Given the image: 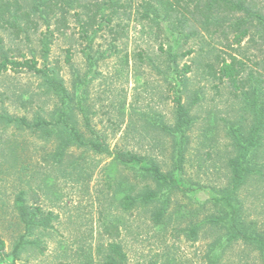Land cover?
Masks as SVG:
<instances>
[{
	"label": "rangeland",
	"instance_id": "rangeland-1",
	"mask_svg": "<svg viewBox=\"0 0 264 264\" xmlns=\"http://www.w3.org/2000/svg\"><path fill=\"white\" fill-rule=\"evenodd\" d=\"M255 2L264 10V0ZM74 12L68 14L62 32L56 30L55 19H50L56 35L49 61L58 68L67 89L65 103L41 75L10 67L0 71V114L53 120L65 106L71 123L87 138L101 140L110 150L148 156L169 171L175 161L171 129L177 118L176 98L181 96L193 120L186 132L183 173L191 188L174 196L172 211L181 204L192 213L180 221L171 217L156 225L149 207L123 210L118 184L112 179L116 172H111L112 158L107 153L73 146L59 159L55 137L0 119V236L5 241L0 264H12L14 247L26 233L16 208L20 191L26 192L30 207H39L51 221L25 236L35 243L21 249L15 264H106L112 243L127 253V264H209V253L225 234L204 227L191 238L188 226L213 214L212 193L229 185V161L239 153L230 127H241L246 135L253 122L242 96L227 80L212 75L206 66L212 57L204 53L206 49L181 55L190 47L185 46L177 66L183 72L189 64L192 71L175 75L162 52L159 27L150 28L140 19L118 27L123 37L109 52L111 30L105 27L99 31L93 51L102 55L89 72L90 60L83 53L87 41L80 37ZM40 14L32 13L29 23L20 20L19 36L12 27L0 28V59L3 54L19 61L34 58L43 66L41 40L48 28ZM133 14L140 16L137 9ZM162 43L166 50L168 41ZM210 45L209 40L204 47ZM230 52L237 54L236 50ZM241 52L246 64L244 76L252 71L253 78L264 85V43L252 47L247 38ZM82 110L91 128L86 126ZM261 140L253 155L256 173L242 186L239 197L243 224L264 234V132ZM120 175L117 179H124L126 185L148 183L143 175L131 171H121ZM219 264H264V260L254 244L238 241L226 247Z\"/></svg>",
	"mask_w": 264,
	"mask_h": 264
},
{
	"label": "trees",
	"instance_id": "trees-1",
	"mask_svg": "<svg viewBox=\"0 0 264 264\" xmlns=\"http://www.w3.org/2000/svg\"><path fill=\"white\" fill-rule=\"evenodd\" d=\"M136 9L139 10L140 16L133 14ZM71 10L75 11L74 16L80 23V37L87 41L83 53L90 60L89 72L100 59L97 56L102 55L98 50H96L97 55L93 51L99 31L105 30V27L111 30L113 38L107 50L109 52L113 47L117 48V42L123 37L118 27L123 25L124 28L125 23L136 19L147 21L150 28L154 25L159 27V31L162 32L161 49L175 75L179 76L192 71L189 64L184 66L183 72L177 66L180 51L185 46L190 45L187 50L181 52V55L206 49L204 53H209L212 57L206 62V66L212 75L221 80H227L234 92L242 96L245 108L250 112L253 122L246 135L241 127H230L239 153L229 161L231 169L229 185L224 190L212 193L210 201L215 212L198 222L190 223L188 234L191 238H196L200 229L204 227L223 231L224 237L215 242L217 246L212 248L208 255L209 264H219L226 247L238 241L254 244L264 260V234L251 231L243 224L242 204L239 197L242 186L250 176L256 173L253 155L263 143L261 138L264 132V85H260L261 82L253 78L252 71L248 72V76H244L246 64L240 57L242 43L247 38L252 47L259 42L264 43L262 7L255 0H0V28L12 27L19 36L22 31L20 20H26L29 23L30 16L36 11L44 17L48 28L41 40L43 66L39 65L34 58L19 61L3 54L0 59V71L10 67H23L34 71L44 77L48 86L65 103L68 96L67 89L58 76V68L50 64L49 56L56 35L55 31L62 32L61 29L67 25V16ZM52 18L58 24L56 30L51 29L50 19ZM209 40L213 45L205 48V43ZM165 41H168L166 50L162 43ZM235 50L237 54L230 52ZM221 53H225V56L220 55ZM226 53H229L230 60L226 58ZM67 61H70V51H68ZM181 84H186L185 79L181 80ZM176 102L177 118L175 127L171 129L175 136V161L169 171H164L158 162L151 160L148 156L130 150H110L101 140L87 138L75 123H71L65 106L60 108L61 112L53 120L40 116L30 120L28 116L17 117L8 114H0V119L15 123L25 130L55 137L59 142L56 152L59 159L65 156L67 150L73 146L97 153H107L112 158L111 172H116L112 179L118 184L119 193L117 194L123 210L135 212L141 207H149L154 223L162 225L171 217L180 221L186 217V214L192 213L191 209H185V206L181 204L172 211L174 196L187 193L191 188L185 183L183 173L186 132L193 120L189 110L183 105L181 96H177ZM82 113L86 126L91 128L89 117L84 110ZM121 171H131L136 176L141 174L148 183L143 186H138L136 183L126 185L124 179H117L122 178ZM25 194V191H20L16 197V208L25 225L26 233L20 237L14 247L12 264H15L24 246L35 243L25 239V236L34 228L47 226L51 221L49 215L44 216L40 213L39 207L34 209L28 205ZM4 247L5 241L0 236V250ZM127 260L128 255L122 247L112 243L106 264H127Z\"/></svg>",
	"mask_w": 264,
	"mask_h": 264
}]
</instances>
